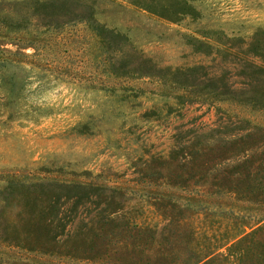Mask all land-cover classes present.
<instances>
[{"label": "rangeland", "instance_id": "obj_1", "mask_svg": "<svg viewBox=\"0 0 264 264\" xmlns=\"http://www.w3.org/2000/svg\"><path fill=\"white\" fill-rule=\"evenodd\" d=\"M252 65L264 66V0H0V264H151L166 241L180 264L189 231L251 235L264 205L222 179L242 155L188 170L193 151L208 162L264 127V109L217 95L242 90ZM60 184L100 189L66 199ZM102 217L116 238L63 256ZM260 238L208 264H243Z\"/></svg>", "mask_w": 264, "mask_h": 264}, {"label": "trees", "instance_id": "obj_2", "mask_svg": "<svg viewBox=\"0 0 264 264\" xmlns=\"http://www.w3.org/2000/svg\"><path fill=\"white\" fill-rule=\"evenodd\" d=\"M248 75L249 82L242 90L236 91L226 88L224 91L217 92V95H230V97L234 98L241 104L264 109V66L252 65ZM210 151L211 154L207 157L212 158H210L208 162H201L200 164H198V161L200 160V152L196 150L191 153L190 156L192 160L189 162H191L192 165L188 170V177H194L196 171L199 169H201L200 171L204 174L205 170L209 169V165L212 162L216 160H224L228 155H242L241 161L234 166V173H231L230 176H224L222 179L223 181L228 180L229 184H227V187L229 191L238 195L240 197L239 200L247 201L251 204L264 205V127L251 126L245 135L230 140L225 145L217 147V150L211 149ZM202 155V157L205 156L204 154ZM231 176H234L233 180L231 179ZM60 185L62 190L66 192L63 194L66 199L70 198V193L73 189L80 190L84 197H90V194L95 192L98 193L100 189L98 186L93 187L81 184ZM72 209L74 210L75 208ZM64 219V215L59 218L57 228L60 229L61 236H67V239L64 241L67 242L70 240V236H68L69 233L66 231L68 222H65ZM104 220V217L97 220L100 223L98 226L99 228L95 234L92 233L93 238L90 241H87L84 236L79 241L80 244H78L75 239L72 240L73 243L67 244L68 246L66 245L63 256L72 258L84 257L87 259V257H89V247L95 246L98 247V250L99 248L101 250L104 248V244L107 242L109 235H112L111 240H114L116 236L108 231L111 224L108 225ZM240 231L241 230L238 229L234 234L231 232V234L224 233L217 238H213L212 235H204L203 242L199 241L198 238H191V231H189L190 233L183 234L182 236L187 237V240L183 242L182 239L180 243L185 247L187 258L182 260L180 264H199L201 261L203 262L202 264H208L210 263V260L214 258L215 251L218 249L226 247L227 251L231 252L232 249L239 246L244 240L250 239L254 234L264 231V223L262 226L257 227L251 235L246 234L242 238L236 240L235 243L229 245L231 240H234ZM89 233H91V231ZM190 238L192 243L188 242ZM118 243L121 244L122 242ZM171 245V242L166 241L165 246H162V248L159 247L152 255L151 264H174L173 258L175 252L173 248L168 247ZM246 259L254 262L253 264H264V238L251 241V245L242 250L239 260H241V263L243 264H248L246 263ZM142 261L147 262L149 261V258H144Z\"/></svg>", "mask_w": 264, "mask_h": 264}]
</instances>
